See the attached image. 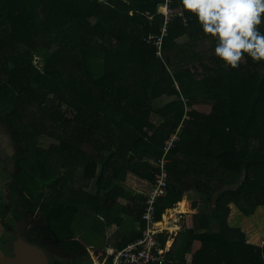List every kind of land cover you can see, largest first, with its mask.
Here are the masks:
<instances>
[{
	"label": "trees",
	"instance_id": "16d2710c",
	"mask_svg": "<svg viewBox=\"0 0 264 264\" xmlns=\"http://www.w3.org/2000/svg\"><path fill=\"white\" fill-rule=\"evenodd\" d=\"M163 3L0 0V121L23 146L20 182L44 234L91 264L77 237L85 227L103 236L122 215L144 227L145 202L120 209L121 184L134 176L152 186L177 135L157 221L192 192L210 209L170 256L185 264L199 242L191 264H264V245L229 224L232 206L246 218L264 211V62L224 67L180 0L169 17ZM205 104L209 113L195 108Z\"/></svg>",
	"mask_w": 264,
	"mask_h": 264
},
{
	"label": "clouds",
	"instance_id": "9594fccd",
	"mask_svg": "<svg viewBox=\"0 0 264 264\" xmlns=\"http://www.w3.org/2000/svg\"><path fill=\"white\" fill-rule=\"evenodd\" d=\"M170 0L157 11L170 16ZM206 36L216 41L214 55L226 68L237 69L245 56L264 62V0H180ZM186 20V18H184Z\"/></svg>",
	"mask_w": 264,
	"mask_h": 264
},
{
	"label": "flooded vegetation",
	"instance_id": "af4514ba",
	"mask_svg": "<svg viewBox=\"0 0 264 264\" xmlns=\"http://www.w3.org/2000/svg\"><path fill=\"white\" fill-rule=\"evenodd\" d=\"M22 159V143L16 139L10 124L0 121V222L4 230L0 247L3 252L11 256L14 243L24 239L43 249L50 264H86L88 260L82 252L76 261H71V256L62 248L59 240L46 236L43 224L38 228L37 218L42 213L40 206L33 210L36 201L28 196L20 182ZM42 241L47 243L45 247Z\"/></svg>",
	"mask_w": 264,
	"mask_h": 264
},
{
	"label": "crops",
	"instance_id": "0c3cea01",
	"mask_svg": "<svg viewBox=\"0 0 264 264\" xmlns=\"http://www.w3.org/2000/svg\"><path fill=\"white\" fill-rule=\"evenodd\" d=\"M136 180L139 181L141 184H137ZM133 183H135V185H133ZM138 185H140V187H138ZM121 187L125 190L127 195L121 198L120 209L127 210V209H132V207L134 209V207L144 206V202L146 200L145 196L150 191L152 186L149 185L146 181H142L141 179H138L137 177L130 176L127 182H123L121 184ZM181 202L177 204L175 209L168 210L163 215L164 218L162 217L163 222L168 225L167 229L169 230V233L170 234L175 233V236H169V233H167V234H164L162 237H166V243H169L167 245V249L169 250V253L167 254L168 258L172 260L173 262H175L176 264H180V262L178 261L179 258L175 259L170 256V253L172 251V248H173V245L176 239L186 229L193 228L194 226L193 218L194 217L201 215V214L209 215V213L207 211H204L202 207L201 198H198L196 201H191L190 203L189 197H184ZM184 203H185L186 212H180V207ZM235 215L237 214L235 213V207L233 206V210L229 218V224H231L230 226L239 228L246 235L248 244H253L255 246L262 247L264 245V234H257V233L251 232L250 230L247 231V228L244 229V226L246 225L245 221H247V218L242 215H241V218H242L241 221L238 220L235 223L231 222V220L233 219ZM117 217H120V216L118 215ZM121 217H122V221L120 225H114L105 230L104 235L101 236L104 240L102 245L96 246L92 244V242H90L92 245L88 244V246H86L85 244V246L88 248L87 251L91 250L95 253H100L104 251L105 249L120 250L119 247L124 246V245H129L135 242L138 235H141V229H142L141 222L137 220L136 218H131L129 215H122ZM170 219L171 221L169 222ZM233 223L234 225H232ZM87 228L89 227H85L84 233L87 232L88 230ZM261 232L264 233V231H261ZM160 237H159V240H160ZM202 247H203L202 243L195 242L193 245L192 252L185 255V259H186L185 264H191L190 262H192L193 255L197 251L201 250Z\"/></svg>",
	"mask_w": 264,
	"mask_h": 264
},
{
	"label": "built area",
	"instance_id": "2783aa9c",
	"mask_svg": "<svg viewBox=\"0 0 264 264\" xmlns=\"http://www.w3.org/2000/svg\"><path fill=\"white\" fill-rule=\"evenodd\" d=\"M158 43L160 46L161 43ZM174 138L173 136L171 143L165 148L162 158L156 162L159 171L155 176L154 184L145 196V210L142 215L144 227L141 229L140 238L122 250L105 249L100 253L89 252L91 264H176L167 256L169 243L162 248L159 240L160 236L169 233L168 225L163 222V219L157 221V204L168 191L167 155L172 143L175 142ZM169 236H175V233H169Z\"/></svg>",
	"mask_w": 264,
	"mask_h": 264
},
{
	"label": "rangeland",
	"instance_id": "374dc122",
	"mask_svg": "<svg viewBox=\"0 0 264 264\" xmlns=\"http://www.w3.org/2000/svg\"><path fill=\"white\" fill-rule=\"evenodd\" d=\"M187 41H188V39L186 38V39L182 40L181 43L182 42H187ZM211 44L212 43L209 42L208 45L211 46ZM170 100H172V99L171 98H165V99L162 100V103L168 102ZM195 108L197 110H199V111H203V112H206V113H209L210 109H211L210 106L206 105V104L205 105H195ZM154 122L158 123V121H154ZM174 137H175L174 141H177V135H175ZM50 145H53V141L51 139H48L47 145H45L44 148L48 149V148H50ZM155 165H156V163H155ZM137 184H141V183L139 181H137ZM133 185H135V183H133ZM138 187H140V185H138ZM185 197H189V202L190 203H191V201H196L198 198H201V202H202L201 204H202V207H203L204 211H207L209 213L210 204H207L205 197L203 198L201 195L197 196L194 192L188 193L187 196H185ZM177 204H176V206H177ZM235 213L237 215H235L233 217V219L231 220V222H234V223L236 221H238V220L241 221V219H242L241 218L242 214L237 209H235ZM43 219L44 218L41 215L37 218V221H38L37 226H38V228H40L41 224H43L42 223ZM234 223L232 225H234ZM245 223H246V225L244 226V229L247 228V231L250 230L251 232H254V233H257V234H264L263 232H261V231H264V211H263V209H259L254 216H252L251 218H247V221H245ZM77 240L85 247V250L87 252L88 257L90 255L89 252H91V250L87 251L88 248L86 246H88V244L89 245L94 244L96 246H101L102 243L104 242V240H103V238L101 236L97 235L96 233L91 232L90 227H89V229L87 230L86 233H84L82 236H78ZM90 242H92V244ZM41 244H42L43 247H45L47 245V243H45V241H42ZM85 244H86V246H85Z\"/></svg>",
	"mask_w": 264,
	"mask_h": 264
},
{
	"label": "water",
	"instance_id": "95a60500",
	"mask_svg": "<svg viewBox=\"0 0 264 264\" xmlns=\"http://www.w3.org/2000/svg\"><path fill=\"white\" fill-rule=\"evenodd\" d=\"M3 226L0 222V239L3 235ZM90 261V260H89ZM91 263V262H90ZM0 264H50L47 254L36 244L24 239H18L13 245L10 255L3 252L0 247Z\"/></svg>",
	"mask_w": 264,
	"mask_h": 264
},
{
	"label": "bare ground",
	"instance_id": "6f19581e",
	"mask_svg": "<svg viewBox=\"0 0 264 264\" xmlns=\"http://www.w3.org/2000/svg\"><path fill=\"white\" fill-rule=\"evenodd\" d=\"M180 212H186L185 203L180 207Z\"/></svg>",
	"mask_w": 264,
	"mask_h": 264
}]
</instances>
